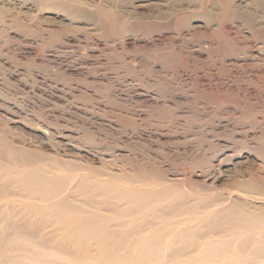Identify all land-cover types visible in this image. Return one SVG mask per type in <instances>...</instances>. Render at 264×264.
Segmentation results:
<instances>
[{"label": "bare ground", "instance_id": "obj_1", "mask_svg": "<svg viewBox=\"0 0 264 264\" xmlns=\"http://www.w3.org/2000/svg\"><path fill=\"white\" fill-rule=\"evenodd\" d=\"M43 13L51 16H39ZM6 21H28L43 31L46 37L40 47L49 54L42 52L45 55L41 61L46 67L51 63V68H62V72L98 84L119 81L137 86L133 91V105L149 110L159 106L168 108L175 119L187 118L191 109L169 104L170 97H165V88L171 83L182 84L188 80L182 73L185 67L180 55L182 49L175 48L199 46L193 50L201 51L202 44L198 42L207 36L205 30L199 29L201 27H205L206 32L211 31L206 39L215 40L217 46L211 48L214 49L211 52L222 53L221 62L230 57L232 69L241 67L240 70L245 71L243 66L250 64L251 70L253 65L258 74L264 75V0H0V25L6 26ZM232 25L237 37L242 32L239 30L244 29L246 37L254 44L245 42L237 46ZM63 32L75 33L76 40L83 42L81 48L74 50L77 56L71 61L63 59L69 55L68 46L61 41ZM22 40L17 42L19 50H25L23 46L33 48H28L27 42ZM139 41L152 46L154 54L150 59L160 62L155 72L162 83L156 79L152 82L147 77L153 70L138 74L126 65L123 54L130 48L126 50V44L136 45ZM253 46L256 47L251 51ZM27 49L25 51L31 53ZM35 49H31L33 54ZM174 64L176 67L170 69ZM104 67H108L111 76H107L106 71L99 73ZM141 86L144 92L138 90ZM255 102L240 105V110L246 113L243 112L242 118L249 122L251 132L258 126L256 116L264 115V100L259 103L262 108L259 110ZM16 116L18 120L4 118L5 123L0 126V256L10 258L16 253L37 256L43 253L36 252L35 248L33 251L32 247L40 243V246L47 245L46 248L56 245L55 250H62L63 255L67 253L73 262L97 259L94 264H196V261H200L198 264H264V208H251L231 197L225 202L226 197L218 193L211 195L212 198L206 193L211 199L200 195L196 203L186 201L187 191L182 190L181 183L159 182L142 169L135 171L136 167L118 165L113 157L121 154L107 158L105 155L109 154L92 143H72L70 134H56L31 118L23 123L22 116ZM16 122L28 126L30 131L17 134ZM263 128L260 135L250 137L255 143L253 148L247 147L245 141V145L238 141L240 148L229 154L226 145L212 146L215 152L212 156L218 152L213 158L215 162L205 169L204 176L200 173L204 178L201 182L193 181L213 191L221 190L224 182L230 183L233 186L229 189L230 195L234 190V194L236 191L245 198L256 199L258 195L263 196L259 199H264ZM9 132L17 135L20 142L27 140L34 144L39 153L6 141L5 134ZM47 228L53 229V233H44ZM35 239L38 243L31 242ZM67 245L72 249L68 250ZM60 246H67L68 252ZM44 261L46 259L41 262Z\"/></svg>", "mask_w": 264, "mask_h": 264}, {"label": "rangeland", "instance_id": "obj_2", "mask_svg": "<svg viewBox=\"0 0 264 264\" xmlns=\"http://www.w3.org/2000/svg\"><path fill=\"white\" fill-rule=\"evenodd\" d=\"M42 15L46 18L48 16H51L50 13H43L39 16ZM5 23H7V27L4 26V23L0 25V113H2L0 114V126H2V122L5 123L4 121L7 117H12L13 119L18 120L17 116L15 117V115L20 114L22 116V121L26 119L30 120L31 118L33 122L37 121L39 124H43V126L47 125L48 130L53 131L56 134H70L72 143H75L77 141H82L83 143L87 142L86 144L88 145H91L92 143L94 147H98L100 150L107 152L109 154L108 156L105 155L107 158H111L112 156H114V154H121V156L118 155L117 157H113L117 159L116 163L118 165L123 164L126 166V168L129 166L128 168L132 169L136 167L134 168L135 171H141L142 169V171L146 172L147 174H151V177L154 175L152 179L157 178L156 180L159 182H162L163 180L164 182L168 181L172 184H175V182L181 183L180 186L182 185V190L187 191L186 193L188 198L186 199V201L196 203L198 197H201L200 195H202V197L204 196V198L206 197L207 199H209L211 195L215 196L216 193H218L217 195H220L223 198L226 197V199L224 200L227 201L225 202H228V200L230 201V198L227 199V197H231V200H235L238 203L243 202L246 204V206H249L251 208H264V199H259L263 196L258 197L257 195L256 197L258 199L256 198V200L255 198L252 199L250 197H242V195L240 193L237 194L236 191L234 194V190L233 192H231L232 196L230 195V193L228 194L229 189L233 187L230 183H228L227 185V183L224 182L222 189L221 187L218 188L221 190L213 191L210 188L208 189V187L201 188L203 186L200 187L198 186L197 182H194H201V180L204 179L203 176L205 175V169L207 170L211 162L214 161L213 158L218 155V152H216V155L214 154L215 156H212V154L215 153L214 149L212 148H214L216 145H219V147L221 145H226L230 149L227 151V153L230 154L232 153V151L240 148V145L238 146L240 141H243L242 144H244L245 141L246 145H248L247 147L253 148L255 147V143L251 142L250 137L260 135L262 131L261 127H264V115H257L255 119L256 121H259L257 124L258 126L255 127L251 132L249 122L245 118H242L244 117L243 112L245 113V111L240 110V105H242L244 102H250L252 105H254V102L256 101L255 104L258 102V107L261 105L259 103H262L261 101L264 100V75L258 74L259 72L257 71V68L253 65V69L251 70L250 64H245V66H243V69H245V71H247L248 73L250 72L249 74L244 70H242V72L240 70L241 67H235L234 69H232V65L229 64V61L231 62L230 57H226L225 61L221 62L222 53H212L214 52V49L212 50L211 48L217 46L216 43H214L215 40L212 41L210 38L212 43L210 40H207L209 39L207 36H209L211 31L206 32L205 27L199 28L200 30H205L204 32L207 34L206 37H203L204 39L207 38L206 40L202 38V42H198L202 44L201 51L193 50L195 49V47L198 49L199 46L189 48H178V46H176L177 48H175L176 50L182 49L180 50V55H182V58L185 61V64L183 65L185 67H183V70L181 66L180 69L179 66H177V68L179 70H182V73L185 75L184 77L188 76V80L184 82L185 84L171 83L168 87L165 88L166 94H164L166 95L165 97H170L169 101H167L169 104L178 105L183 110H185L187 107L191 108L189 116L187 118L183 116L184 118L182 117L179 119H175L172 115V112L168 108H160L159 106V108L152 107L149 110L148 108L144 109L143 107L133 105L134 103L132 101H134L135 97V92L133 91H135V88L137 86H127L122 82L120 83L119 81L99 82V84L101 83L99 85L98 83L91 80L90 82L88 80L86 81L80 76L69 75L68 72L65 71L62 72V68H51V66L53 65L51 63L46 67L43 61H41L43 60V57L45 55V53L42 52H46L40 47V42H42V40L46 37V35L43 34V31L38 30V26H35V24L28 21H19L18 23L6 21ZM228 25H230V23ZM3 27H6V30H4ZM8 27L11 28L9 29ZM231 27V31L235 30V27L233 25ZM239 31H244V37L240 36L242 32L238 34V37L237 34L234 33V31V34L231 33L237 39L235 40L237 46H243L245 42L254 44L253 41L250 42L251 40L247 38L248 36L244 29H240ZM2 33H4L6 36L4 34L3 36ZM74 35L76 34L69 32H63L61 34V41L63 42V44L66 43L65 45L68 46L66 53H68L69 55L66 54L68 56H65L64 54L65 57H63V59L65 58V60L67 61H71L73 60V58H76L77 55H74V53H77L74 50H76L77 48H81V45H83V42L76 40ZM2 36L5 37L6 40ZM21 40L22 42L24 40L25 42H27V45L30 46L28 48H31L32 46L33 48L31 49L37 48L35 49L36 53L33 54L31 49L26 48L27 46L23 47H25V50L27 49L28 51H31V53H27V51L25 50H19V46L17 47V42L21 43ZM138 44H140V47ZM126 45V50H128V48L130 47L129 52H125V54H123L126 65L128 67L130 66V68H132V70H134L138 74H144L145 70L147 71L148 69H151L153 70V72L147 75L148 78H151L150 81L153 82L152 79H154V81L156 79V81L162 83L160 78L156 75L157 73L155 72L156 70H158L160 62L150 59L154 54L151 50L153 49L152 46H150L149 43H145L143 41L137 42L136 45ZM134 45L137 48H135ZM255 47L252 50L250 48V50L253 51ZM46 49L47 48H45V50ZM69 51L74 52L73 54H71V52ZM46 53L47 55L49 54V52ZM209 56L211 57L209 58ZM97 58H100V60L105 62V60L101 59V57ZM177 62L178 61H176L175 63ZM114 63H116L115 59H113L112 61V64ZM249 66L250 68L248 69L247 67ZM171 67L172 68L170 69H174V67L176 66L174 64ZM104 68L105 70H99V73L102 71H106V74H108L107 76H111V73H109L110 71L107 69L108 67ZM116 71L121 73L120 70L118 71V69H116ZM157 79H159L160 81ZM125 86H127V88L131 90L126 89ZM142 88L143 87L141 86L138 90L144 92V89ZM125 89L128 93L124 91ZM122 90L127 94H125ZM127 95H129V97ZM130 96L133 99L130 98ZM4 98L6 102L4 101ZM124 98H128L127 101L124 100ZM262 108L264 109V107ZM262 108L259 107L258 110ZM11 110L14 112H12ZM16 110L17 113L15 112ZM18 111L21 112L18 113ZM168 111H170V113ZM12 113L14 116L12 115ZM4 115L6 117H4ZM170 115H172V117ZM24 122L25 121H23V123ZM15 125L18 127L16 128L17 134L18 132L23 133L24 130L28 131L30 129L28 126H24L21 122H16ZM16 131L13 133H16ZM13 133L9 132L5 134L6 141L12 143L15 146H23L25 150L29 148V151L32 149L31 152L38 151L37 153H39V150H36L38 147L36 148L34 144L31 145L32 143L30 144L26 142L27 140H23V142L21 140V143L18 136L16 135L15 137ZM110 155L112 156L110 157ZM200 173H202V175L204 173V175L200 176ZM205 179L207 180V177ZM209 182L210 181H208V183ZM222 190L226 191L223 192ZM202 192L204 193V195ZM206 193H210V196L208 197V194ZM48 229L49 228H47V230H43L44 233L47 234L49 233V231L53 230L51 228L49 230ZM6 231H9L8 233H11L9 229H7ZM6 231L1 233L4 234ZM35 241L36 239L32 240L31 242L35 243ZM23 242L25 241L23 240ZM31 242H29V245L31 244L30 246H32L33 244ZM39 244L40 243L35 245L33 244L32 247L33 251L35 249H39L38 251L36 250V252L40 251V253H43L40 255L37 254L38 257L32 254L19 253H16L15 256L10 258H5V256L7 255H1L2 258L0 260V264H3L4 262L6 263V260V264H94L97 261V259L96 261L95 259H91L89 261L88 259L90 258H88L85 260V262H82V260L80 262L74 261V263L73 261H71L72 258L70 255L68 256L67 253H64L63 255V251L61 250V248L60 250L62 252L55 250L58 249L54 248L57 247L56 245L54 247L52 246V248H49L48 245V248H46L47 245L44 244V246H46L44 247L41 244L43 246L42 247ZM67 246L60 247L64 248V252H68L70 248L72 249V246ZM66 248L68 250H66ZM54 250L59 252L58 255L57 252H54ZM48 255L50 257H48ZM3 257L6 260H3ZM45 259L46 261L41 262ZM198 263H200V261H198ZM198 263L196 261V264Z\"/></svg>", "mask_w": 264, "mask_h": 264}]
</instances>
